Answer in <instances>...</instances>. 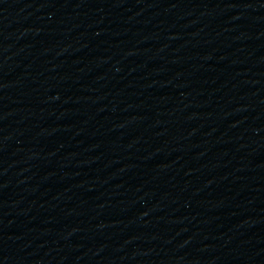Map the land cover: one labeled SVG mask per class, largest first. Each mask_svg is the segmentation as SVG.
<instances>
[{
	"label": "water",
	"instance_id": "1",
	"mask_svg": "<svg viewBox=\"0 0 264 264\" xmlns=\"http://www.w3.org/2000/svg\"><path fill=\"white\" fill-rule=\"evenodd\" d=\"M0 264H264V0H0Z\"/></svg>",
	"mask_w": 264,
	"mask_h": 264
}]
</instances>
